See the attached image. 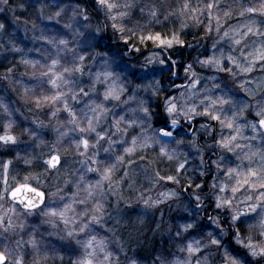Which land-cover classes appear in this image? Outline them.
<instances>
[{"label": "clouds", "instance_id": "clouds-1", "mask_svg": "<svg viewBox=\"0 0 264 264\" xmlns=\"http://www.w3.org/2000/svg\"><path fill=\"white\" fill-rule=\"evenodd\" d=\"M209 2L210 0H107V3L113 5L111 8L107 3L102 4L101 0H95V6L87 8L84 4L72 2L61 5L57 11L44 17L47 21L60 24L61 28H50L47 34L45 30L40 29V35H33V42L44 41L47 47L28 49L29 52L38 53L40 58L28 59L35 62L34 65L27 66L31 67V75L36 79V84L24 87L23 99L25 103L34 104L35 108L29 109L30 112L36 109L43 112L48 108L46 126H50L56 135L51 142H46L39 139L35 131L27 129L25 132L33 133L30 136L39 140L38 147L44 148L39 154L40 159L58 151L63 158V164L57 169H50L45 165L42 172L21 176L19 179L14 176L6 187L11 189L21 181L35 182L36 188L43 187V192L48 193L52 204H62L63 207L67 204L64 203L65 200L72 202L73 199H76L77 203L70 212L73 219L66 225L59 217L45 215L48 208L62 207H52L44 203L43 207L28 212L22 204L9 199L4 194V189L0 191V214L4 215L5 220L10 218L14 225L12 228L0 225V237H5V234H8L6 239L19 237L14 245L5 243L0 247V251L8 256L9 264H15L16 257L22 255V243L32 245L29 243L32 238H35L39 245L48 237L56 236L61 240L75 241L84 253L88 251L83 242L94 235L92 233L96 225L103 226L107 215L105 205L110 196L116 197L117 208L123 200L124 204L138 202L144 210L154 209L156 205L169 199L163 198L161 193L172 192L173 197L180 199L178 189L183 179L195 182L197 176L212 172L214 166V182L208 185V190L205 192L200 184H196L198 191L189 194V197L195 196L194 203L190 198L187 201L192 213L189 218L194 224L203 219L200 214L208 205L214 203L213 211H216V197L225 195L219 192L221 182L230 186L235 184L236 177L225 174L229 167L241 171L254 168L258 172L264 169V128L258 125L253 127L256 113L264 107V64L257 62L251 72L241 71V67L251 61L249 53L264 44V27H258L259 34L254 31L251 36L240 35L245 31H241V25L254 24L257 27L256 20L247 19L246 9L255 7L257 13H260L264 0H216L218 6L211 10V17L207 8ZM221 2L228 3L230 15H224V10L219 6ZM7 4L8 0H0V5ZM192 8L197 11L192 12ZM3 10L0 7V11ZM217 16L220 17L219 30ZM235 16L245 17V21L236 25L229 23ZM36 27L34 24L33 29ZM201 27L204 29V37L210 42L211 55L222 53L225 59L229 55L235 59L236 63L228 62L230 71L225 72L221 67L204 62V53L208 48L205 41L198 36L195 44L188 43V50L192 51L191 59L182 64V72L174 70L176 61L172 60V56L182 57L184 53L182 48L176 47L185 43V36L182 34L186 33V30H199ZM235 28H240V33L236 34V38L241 40L239 44L234 43L231 35L224 36L225 31L230 32ZM157 29L163 32L165 37L175 36L177 42L171 46H161L155 41H151V46H147V39L141 42V36L155 34ZM109 32L113 39L123 40L128 37L132 45L127 49L124 46H109L106 38ZM137 42L145 45L146 49L137 48L134 54L133 47ZM53 60L59 62L55 69L62 74V79L57 81L58 87L49 83L52 77L48 68ZM178 80L183 83L177 84ZM245 81L247 83H244ZM113 87L119 93L118 97L106 96L108 90ZM57 92L62 95L56 102L36 103L37 97L53 96ZM165 93L171 94L164 95ZM221 98L224 102H221ZM65 102L74 115L75 123L71 122L73 116L64 109ZM170 104L176 105V110L172 113L167 111ZM206 109L211 114L219 115L220 121L236 116L235 127L228 129L220 121L213 120L211 115H205ZM250 114L252 118H249ZM89 119L93 121L92 129H88ZM198 119H204L199 126L196 125ZM117 121L119 130L116 127ZM34 122L44 124L42 120ZM237 128L240 130L237 143L241 147L233 151L221 147L218 142L235 134ZM61 134L62 138L58 139ZM84 136L89 139L90 147L85 155H80L76 151L75 141ZM133 137L137 139V146L132 153H126L124 149L131 145ZM161 148H164L165 152H161ZM208 153H212L216 159L211 156L206 159ZM229 153L234 157L231 161L234 166H230ZM251 153L256 155L246 159ZM117 156H124L125 159L118 161ZM100 161L102 163H97ZM108 164L115 166L111 187H105V181L101 189L103 196L97 195L85 204H80L79 200L85 196L84 183L80 181V177L87 178L88 174L92 173L87 170L89 167L103 168ZM181 164L184 165L183 168L180 167ZM187 164H190V167L186 168ZM157 165L166 166L160 171L173 173L171 175L176 177L173 181L176 187L168 188L161 183ZM181 169H184L183 174ZM190 171L192 175L189 176L187 174ZM135 176L142 179L137 182L133 179ZM126 178L129 182L124 187ZM62 179L64 186L72 184L76 189L79 184L80 195L73 197L65 192L63 187L58 186V181ZM144 181L149 182V187H144ZM241 188L235 194L231 191L226 194L232 199L234 208H243L247 203L258 202L256 197L260 193L259 189L253 191L245 186ZM248 196L252 197L250 201L245 200ZM97 199L102 200L104 204L100 223L91 222L88 215L84 214L86 209L90 212ZM146 200L149 204L144 203ZM157 200L160 203L151 204ZM10 209L15 211H9ZM219 210L210 217V221H217L212 224L226 234L229 227L236 225L231 219L232 208L222 207ZM262 213L264 202L251 214L256 218ZM34 216L40 217L38 224L30 223ZM83 223H87L89 227L82 232L80 226ZM144 223L145 219H140L139 224ZM222 224L224 227L221 229ZM44 226H47L48 231L41 232ZM70 231L72 235H68ZM80 235H83L84 239H79ZM32 248L34 253H38L39 247L34 248L32 245ZM101 257L102 254H98L97 260ZM39 259L50 260L55 264L56 260L63 261L64 257L59 254L49 256L45 253ZM34 261L39 264L38 260H33L31 264Z\"/></svg>", "mask_w": 264, "mask_h": 264}, {"label": "rangeland", "instance_id": "rangeland-1", "mask_svg": "<svg viewBox=\"0 0 264 264\" xmlns=\"http://www.w3.org/2000/svg\"><path fill=\"white\" fill-rule=\"evenodd\" d=\"M56 1H58V3H55ZM56 1L52 4L53 5L52 11L49 12V10H47L50 7L42 8L39 10L38 14H35L38 20L45 21L47 23V25H38L36 29H33L32 25L29 26V24H26L23 21L15 18L12 14H8L7 11V15L4 14L3 17L7 18L8 22L10 23L9 24L10 30L4 31L3 29H0V51L11 49L12 52H17V54H20L21 58L19 60L21 61L22 59L23 60L39 59L40 56L38 53L29 52L28 49L36 48V47H47L46 42L44 41L33 42L32 39L33 35L34 34L40 35V31H39L40 29L45 30V33L47 34V30L50 28H55L57 30L61 28V25L56 23L55 21H47L44 19V17L51 15L53 12L57 11L61 5H63L61 0H56ZM65 3H69V2H65ZM219 6L223 10H228L229 8L228 3L225 2H221ZM0 7L4 8L5 5H0ZM247 19L256 20L257 27H264V14L248 13ZM244 21H245V17L235 16L231 21H229V23L236 25L238 23H243ZM0 24H2V22H0ZM244 30L245 29L241 28V31ZM251 35L252 34H249V36ZM206 45H208L207 47L208 51H206L204 55L206 56L211 55L210 42H208ZM16 49H21V51H16ZM172 60L174 61L173 58ZM25 66L27 67V69L22 67V73L19 72L21 73L20 77L16 76L19 79L15 78L13 75L11 76V74L8 73L3 72L4 74L3 73L0 74V121H1L0 135H4L7 132L17 137V142L15 144L4 143L2 141L7 147H12L15 150V152L13 153L11 149L10 150L11 153L8 156H0V191H3V189L9 183H11V178L14 176L17 177V179H19L21 176L42 172L45 167L44 161L49 158V155L45 156L43 159L39 158V154L40 152L44 151V148L38 147L39 140L37 138L31 137L28 132L24 131V129H30L31 131L37 132L38 138L43 139L46 142H51L56 135L50 126H46L47 115L49 111L48 108L46 107L43 112H41L38 109L30 112L29 109L35 108L34 104L25 103V100L23 99L24 87L25 86L32 87L33 85L36 84V79L31 75L32 72L31 67L27 65ZM17 81H19V83H17ZM182 83H183L182 80H179L177 82V84H182ZM170 94L171 93H166L164 95H170ZM241 95L243 94L241 93ZM3 106H7L8 109L7 113L4 112ZM249 118H252V114L249 115ZM34 120H42L44 121V124L39 125L38 123H35ZM10 121L12 122L13 126L11 129H7L5 125ZM199 121H201V119H198L196 121L197 126L199 124V123L197 124V122ZM166 130H171V129H166ZM214 136H216V133H214ZM216 138L219 139L218 136H216ZM20 154L22 155V158H27V159L31 158L33 163L31 166H26V165L19 166L18 164H13L11 162L7 170L8 183L7 185H5L4 183L5 172L3 169V165L5 163H8L13 158H14L13 161L17 160ZM208 155H210V153H208L205 158H208ZM228 157L230 161V166H234L231 165V161L234 160L232 154L229 153ZM212 159H216V157ZM24 164L26 163L24 162ZM34 164L35 167H33ZM15 166H17V168ZM161 174L162 173H160V175ZM121 175H123V171L121 172ZM213 175H214V166H213V171L210 172V174L207 173L209 179V183H206L207 186L214 182L212 180ZM97 178H99L98 174L90 173L88 174L86 179L91 182H94V180ZM133 179H136L137 182H139L142 178L139 176H135L133 177ZM128 182L129 181L126 178L123 182V186L126 187ZM21 183H23V181H21ZM161 183L167 186L168 188L176 187L174 186L173 181L162 180ZM18 184L19 183H17L16 185ZM29 184H31V186L37 187V184L35 182H29ZM200 185L205 187L203 184ZM58 186L63 187L64 191L67 192L69 195H71L73 192L76 191L75 187L72 184H68L67 186H64L63 179L58 181ZM105 187H107V182L105 183ZM144 187L145 188L149 187L148 181H144ZM39 189L44 191L43 187H40ZM241 191H243V188H241ZM179 192L181 194L180 199L171 196L164 203L156 205L154 209H149V210H144L143 206L138 202L124 204L123 200L120 201L119 207L117 208L115 207L117 202L116 197L110 196L109 202L105 205L107 215L105 216V219L103 221V226L96 225L94 227V231L92 234L96 235L98 239L107 238L106 250L113 253L112 260L114 262L118 259L119 264H130L131 260H136L137 264H158L157 262H155V260H151V258L153 257L151 256L152 255L151 253L147 252L145 255L148 254L149 256H146L142 261L137 259L136 253L140 251V248H142V246L144 245L146 246L149 241L151 243L152 235H153L152 232H156L158 228H159L158 232L160 233H162V231L165 232L167 230V232H171L175 236L177 231L175 229L176 226L182 223L192 222L190 219L188 221L185 220L186 213L190 211V206L187 202L188 197L186 195H182L183 193H181V191ZM61 194L63 195L64 193L62 192ZM45 196H46L45 203L49 204L52 207H62V204H52L51 201L49 200L47 192H45ZM192 198H193L192 201L194 203L195 196H192ZM69 202L70 201L68 200L64 201V203H69ZM41 207H43V205ZM73 207H76V205H73ZM213 207H215L214 203H213ZM185 209L188 210L185 211ZM210 210L211 208L204 211L203 213L205 222L207 217L209 216L211 217V215H213V213L209 214ZM216 210H217L216 212L220 211L219 209ZM250 215L253 216V214ZM140 219H145V223L143 225L139 224ZM39 221H40V217L34 216L31 218L30 223L38 224ZM250 223H255V219L245 220L243 223H237L235 226L229 227L226 234L221 230L217 229L215 225H213L212 223H210L211 226L207 224V226L210 228L208 231L213 232V234L216 235L217 238L221 240V246L219 247V252L217 251V248L215 246H213L212 248V249H216V251L209 258L211 264H220V262H223V253L225 251L231 253L232 255H239L240 258L244 259L245 264H264V260H262L259 257L242 255L243 249H239V246L236 243L235 240L236 229L239 228L241 232L246 233L247 225ZM163 224L166 225L163 226ZM223 227L224 225L222 224L221 229ZM109 229H112V231L110 232ZM40 231L41 232L48 231L47 226L42 227ZM7 235L8 234H5V237H7ZM37 236L39 237V233L37 234ZM5 237H0V247H2L5 243L14 245L15 240L19 239V237H14V236L8 239H6ZM181 237L182 236H180L179 238L173 237L172 239H169L168 241L169 247L172 246L173 243L172 246L173 252L177 254H175V256L169 255L170 258H168V260H165L167 264H173V261L175 260H184L185 258H187V253L180 251V248L183 247L184 244L186 243V241L181 239ZM78 238L84 239L83 235L78 236ZM257 238L264 240V237H257ZM20 247L23 256V261L27 262V264H31L33 260H38L39 264H52V261L50 260L39 259V257H42L45 253H47L49 256H55L56 254H59L64 257L63 261L56 260L55 264H74L75 261H77L78 259L84 256L82 247L80 245H77L75 241L61 240L56 236H50L47 238V240L41 241V243L38 245L39 247L38 253H34L32 245L30 244L22 243ZM160 250H161V243H160ZM193 264H195L194 259H193Z\"/></svg>", "mask_w": 264, "mask_h": 264}, {"label": "snow or ice", "instance_id": "snow-or-ice-1", "mask_svg": "<svg viewBox=\"0 0 264 264\" xmlns=\"http://www.w3.org/2000/svg\"><path fill=\"white\" fill-rule=\"evenodd\" d=\"M101 3H107V0H101ZM107 6L109 8L113 7L111 3H107ZM216 0H210V2L207 5V8L209 9L208 15L211 17V10L215 9L217 7ZM185 7H188V4L185 5ZM192 12H196L197 9L192 8ZM248 13H257V9L255 7H248L246 9ZM261 14H264V7L260 10ZM56 15H59V13H56ZM224 15L228 16L230 15V12L228 10H224ZM241 15H243V11L241 12ZM219 20L220 17H216L217 21V29L219 30ZM0 28H4V25H0ZM240 28L245 29L244 32L240 33ZM240 28L232 29L230 32L225 31L224 36L228 37L231 35L234 43L239 44L241 43L240 39L236 38V34L240 33L241 37L248 36L249 34H252L254 31L259 34V29L254 24H244L241 25ZM145 39L148 41H155L159 45L164 46L168 45L171 46L176 41L175 36H172L170 38H165L161 35V33L157 32L155 34L149 33L147 37L141 36L140 40L143 42ZM61 43H65V41H61ZM179 43H183L182 41H179ZM16 51H21V49H16ZM249 56L251 57V61L246 65L241 67L242 72H251L253 70V67L259 62L260 64H264V44H261L259 47L255 48L251 53H249ZM81 59H83L81 57ZM231 61L232 63H236L235 59L229 55L227 59L224 58L223 54L220 55L212 54L207 55L204 62L209 64H214L217 67H221L225 72L230 71V69L227 67V63ZM25 65L32 64L34 65V61L25 59L21 61ZM59 62L57 60H53L51 62V65L48 68V73L51 74L52 79L49 80V83L53 87H58L57 81L62 79V74L60 72H57L55 69V65H57ZM13 71L12 68L7 69V72L11 73ZM67 71V69H65ZM107 75V74H106ZM7 78V77H5ZM244 83H247L245 81ZM28 89H25V92H27ZM62 94L57 92L56 95L48 96L45 95L43 97H37L36 103L39 104L42 102L48 103V102H56ZM119 93L116 91L115 87L108 90L106 93V96H115L118 97ZM221 102H224L221 98ZM64 109L69 113V115L73 116L72 123H75L74 115L71 112V109L68 107L67 103L64 104ZM3 110L5 113L8 112L7 106H3ZM176 110L175 104H170L167 108V111L169 113H172ZM95 111V110H94ZM146 111V110H145ZM243 111V110H241ZM55 115V113H52ZM10 115V114H9ZM205 115H211L213 120L220 121V116L217 114H211L205 110ZM236 119V116H233L232 118H226L223 121H220L226 128L233 129L235 127L234 121ZM131 124L132 121H129ZM175 123V121H173ZM258 125L260 128H264V107H261L260 110L256 113V120L253 124V127ZM12 122L10 121L5 125L7 129L12 128ZM93 121L92 119H89L88 121V129L93 128ZM117 130H119V121L116 122ZM24 131H28L27 129H24ZM81 131H84V129H81ZM239 129H236L235 134L227 136L222 138L218 143L221 145V147L225 148L228 151H233L235 148H240L241 145L237 143L239 137ZM32 135L33 133H29ZM63 134H61V137L58 139H61ZM0 141H3L4 143H12L15 144L17 142V137L10 133H5L4 135H0ZM76 151L80 155H85L90 147L89 139L84 136L79 138L77 141H75ZM137 146V139L133 137L132 143L129 147L125 148L124 151L126 153H132ZM83 149V151H81ZM107 151V150H105ZM161 152H165L164 148H161ZM256 155V153H251L250 155H247L246 159H251L252 156ZM94 159V158H93ZM116 159L118 161H122L125 159L124 156H117ZM26 164H30L32 162L31 158L25 159L24 161ZM131 162V161H130ZM11 161L8 163H5L3 165V169L5 172L4 176V183L7 185V170L10 165ZM45 165L50 169H57L59 166L63 164V160L61 155L58 151H53L47 160L44 161ZM102 163V161L97 162ZM222 166V165H220ZM114 165L108 164L104 165L103 168L101 167H89L87 170L89 172L95 173L99 175V179L93 183L86 179L85 176L80 177V181L84 183L83 192L85 193V196L83 199L79 200L80 204H85L88 200L95 198L97 195L103 196V191L101 189L104 187V182L107 181L108 185L107 187H111L112 184V177H113V170ZM181 168L184 167L183 164L180 165ZM264 169H262L260 172H258L254 168H248L245 171H241L238 168H232L229 167L226 170V175L229 177L235 176L236 181L235 184L229 185L228 183L221 182L219 187V192L224 193L225 195H218L216 197V207L219 208H232V216L231 219L237 223H243L245 220H253L255 219V223H250L247 225V232H241L239 228L236 229V235L235 240L237 245L239 246V249H243L242 255L251 257H259L262 260H264V240L258 239L257 237H264V213L259 215L258 217L254 218L251 216V213H254L257 211L258 208L261 207V203L264 202ZM127 175V173H125ZM159 176V173H157ZM27 180V177L25 178ZM160 179L167 180V181H175L176 177L174 175H165L160 176ZM247 186L251 190L255 191L257 189L260 190L259 195L256 197L257 203H247L244 205L243 208H234L232 205V199L227 197V193L229 190L231 193L235 194L240 190L241 187ZM29 192L33 194L34 198L25 197L24 199H21V192ZM60 190L58 189L57 192ZM81 188L79 187V184L76 187V191L72 193L73 197H78L80 195ZM4 194L7 196H10L12 200L19 201L20 204L23 205V207L28 211L32 212L33 210H36L40 208L42 204L45 203V193L41 191L39 188L32 187L29 183H19L18 186L12 187L11 189H8L7 187L4 188ZM163 198L167 199L174 195L172 192H166L160 194ZM199 199V197H197ZM252 199L251 196L245 197V200L250 201ZM77 203L76 199H73L72 202L64 204L62 208H48L45 212V215L49 217H59V219L64 224H69L73 218L70 217V212L73 209V205ZM145 204H149V201H144ZM160 201H152L151 204H158ZM243 203V202H242ZM9 211L14 212L15 209H10ZM104 213V204L102 200L97 199L96 202L93 204L92 209L85 210L86 215H88V219L91 222L94 223H100L101 217ZM211 220V218H209ZM212 223H217V221L212 220ZM0 225H6L8 228L14 227L12 224L11 219L5 220L4 215L0 214ZM22 227V225H21ZM89 225L87 223H83L80 226V231H84L87 229ZM193 223H183L177 226L176 236L180 237L183 233H189L190 231L194 229ZM68 235H72V232L70 231ZM186 240V243L183 247L180 248L181 252L187 253V258L184 260H175L173 261V264H193V259L195 260V264H211L210 256L213 255V253L210 251V249L215 246L217 248V251H219V247L221 246V240L217 238L216 235L213 234V232H207L205 236H202L201 239H194V238H188L184 237ZM29 243L33 245L34 248H38L37 242L35 238H32ZM83 246L86 251L84 253V256L77 261L74 262V264H119V260L117 259L115 262L112 260L113 253L107 251V243L105 238L98 239L96 236H90L88 237L84 242ZM207 253V255H205ZM98 254H102V259L97 260ZM0 264H8V256L3 252L0 251ZM15 264H24L23 256H17ZM33 264H36L34 261ZM130 264H137L136 260H131ZM160 264H167V262L163 259H161ZM223 264H245L244 259L240 258L239 255H232L231 253L225 251L223 253Z\"/></svg>", "mask_w": 264, "mask_h": 264}, {"label": "trees", "instance_id": "trees-1", "mask_svg": "<svg viewBox=\"0 0 264 264\" xmlns=\"http://www.w3.org/2000/svg\"><path fill=\"white\" fill-rule=\"evenodd\" d=\"M55 1L56 0H8V4L5 5V7L3 8L4 11L0 12V22H2V24L4 25L3 30L4 31L10 30V27H9L10 23L8 22L7 18L3 17L4 14L7 15V11H8V14H12L15 18L23 21L26 24H29V26L30 25L33 26L34 24L36 26L47 25V23L45 21L38 20V18L35 14H38L39 10L42 8H49L50 7L47 10H49V12L52 11V8H53L52 4ZM61 2H62V4H65V2H69V3L74 2V3L84 4V6L86 8L90 7V6L91 7L95 6V0H87V2H85V0H61ZM55 3H58V1H56ZM168 27H172V25H168ZM157 32L161 33V35L163 37H165L164 33L160 32L159 29H157ZM117 35H118V33H117ZM182 35L185 36V43L182 46L177 45L176 47L182 48L184 50L183 56L182 57H177L174 55L172 56L174 61H176V65L174 66V70H176L178 72H182V64L185 63L187 60L191 59L192 51L188 50V43L189 42H192L193 44H195V40H196L197 36L199 38H201L202 40H204L205 44H207L209 42L204 37L203 27H201V29H199V30H186V33H184ZM106 38L109 41V46H114V47L124 46L125 49H127L128 46L132 45V41L128 37H125L123 40L113 39L111 32L106 34ZM165 38H170V36L165 37ZM151 43H152L151 41H148L147 46H151ZM206 46L208 47V45H206ZM137 48H145L146 49V46L141 45L139 42H137L135 44V46L133 47V53L134 54H135V50ZM170 55H171V53H170ZM20 58H21L20 54H17V52H12L11 49L10 50L7 49L5 51H0V74L4 72V73L11 74V76L13 75L15 78H17L16 76L20 77V74L22 73V67L27 69L25 64H23L21 62V60H19ZM9 68L13 69V71L11 73L7 72V69H9ZM19 72H21V73H19ZM17 79H19V78H17ZM203 122H204V119H201V121L197 122V124L203 123ZM198 126H199V124H198ZM11 149H12V152L14 153L15 150L12 147H7L2 141H0V156H8L11 153V151H10ZM208 156L215 158V156L211 155V153ZM13 159L10 161L13 164H18L19 166H25V165L31 166L33 163V162H31V164H28V165L24 164V161L27 158H22L21 154L19 155L17 160L13 161ZM15 167L17 168V166H15ZM33 167H35V164L33 165ZM162 167H166V166L157 165V170L160 171V169ZM187 167H190V164H187L186 168ZM180 171L182 174L184 173V169H181ZM160 173H162L161 174L162 176L173 174L171 172H164V171H160ZM208 173L210 174V172H208ZM187 175H189V176L192 175L191 171ZM206 183H209V179H208L207 174L205 176H197V179L195 180V182H190L187 179H183L181 181V185H180L178 191H181V193H183L182 195H186L188 197V199L190 198L191 200H193L192 196L189 197V194L193 193L194 191H198L195 187L196 184H203L205 187H203L201 185L202 186L201 188L206 192L208 190V186ZM174 186H176V185L174 184ZM191 214L192 213H190V211L188 213H186V216H185L186 221H188L190 219L189 217ZM201 216L203 217V219L199 220L198 223H194V226H195L194 229L189 230L190 236H189V233H183L181 239H183L184 241H186L184 237L201 239L202 236L206 235V232L210 229L207 226V224L210 225L211 222H208L207 219L205 222L204 216L203 215H201ZM190 220L192 221L191 223H193V220L192 219H190ZM165 225L166 224H163V226H165ZM175 229L177 230V226L175 227ZM158 231H159V228L156 232H152L153 235H152L151 243L149 241L148 244L146 245L148 248L144 245V246H142V248H140V251L136 253L137 259H139L141 261L144 260V258L146 256H149L148 254L147 255H145V254L147 252H149L152 254L151 256H153L151 258V260H155V262H157L159 264V262H160L159 260H161V259L168 260V258H170L169 255L175 256V254H177V253L173 252V249H172L173 243H172V246L169 247L168 241H169V239H172L173 237H178V236H176V235L174 236L173 233L167 232V230L165 232L162 231V233H160ZM160 243H161V250H160ZM212 248L210 249V251L212 253H215L216 249H212ZM205 255H207V253H205Z\"/></svg>", "mask_w": 264, "mask_h": 264}, {"label": "water", "instance_id": "water-1", "mask_svg": "<svg viewBox=\"0 0 264 264\" xmlns=\"http://www.w3.org/2000/svg\"><path fill=\"white\" fill-rule=\"evenodd\" d=\"M20 196H21V199H24L25 197L34 198L32 193L25 192V191H22ZM8 198L12 199L10 196H8ZM16 203H19V201H16Z\"/></svg>", "mask_w": 264, "mask_h": 264}, {"label": "flooded vegetation", "instance_id": "flooded-vegetation-1", "mask_svg": "<svg viewBox=\"0 0 264 264\" xmlns=\"http://www.w3.org/2000/svg\"><path fill=\"white\" fill-rule=\"evenodd\" d=\"M204 205H201V207H203ZM209 208L208 207H206L205 208V211L206 210H208ZM217 211V210H216ZM216 211L214 212L212 209L209 211V214H212L213 213V215H215L216 214ZM204 213V212H203ZM213 215H211V216H213ZM208 218H210V217H208ZM209 220V219H208Z\"/></svg>", "mask_w": 264, "mask_h": 264}, {"label": "bare ground", "instance_id": "bare-ground-1", "mask_svg": "<svg viewBox=\"0 0 264 264\" xmlns=\"http://www.w3.org/2000/svg\"><path fill=\"white\" fill-rule=\"evenodd\" d=\"M213 205V204H212Z\"/></svg>", "mask_w": 264, "mask_h": 264}]
</instances>
